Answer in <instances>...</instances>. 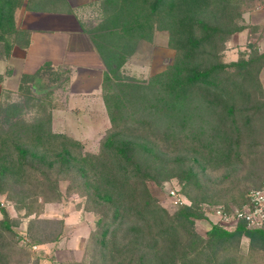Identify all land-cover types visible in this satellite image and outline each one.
Listing matches in <instances>:
<instances>
[{
    "label": "trees",
    "instance_id": "obj_1",
    "mask_svg": "<svg viewBox=\"0 0 264 264\" xmlns=\"http://www.w3.org/2000/svg\"><path fill=\"white\" fill-rule=\"evenodd\" d=\"M24 1L0 0V43H6L7 48L18 38L15 14ZM241 2L105 0V19L89 33L106 67L104 101L111 115L112 130L102 140L97 154L86 155L81 152V143L52 133L43 122L34 126L28 141L20 136L11 141L3 138L0 143V192L11 186L30 189L33 201L32 205L30 201L27 214L40 219L46 204H60L65 197L73 195L85 198L83 210L100 216L98 231L88 238L95 243L90 264H264V230L248 229L245 223H239L233 230L213 224L203 237L194 228L197 220L206 218L203 204H224L228 210L241 207L249 193L260 187L264 173L257 187L248 193L239 192L237 185H229L237 194V199L233 200L237 201L236 205L228 203L232 197L221 201L209 195L198 201L190 196V204L181 206L173 215L157 204L147 188L148 181L160 182L171 177L201 188L197 185L200 174L194 170L159 178L165 175L164 161L168 154L164 140L153 138L151 134L157 129L155 123L163 118L164 110L171 120L174 119L173 123L178 124L165 128L164 124H159L169 131L167 139L170 140L174 134L177 136L176 132H181L178 126L183 122L177 119L185 110V97L192 89L216 92L226 98H236L237 93H247L251 98L256 92L264 95L259 83L264 53H260L259 48L250 46L248 59L244 54L230 64L219 58L224 43L247 28L240 25ZM156 26L170 32V45L177 51L174 64L158 76L159 80L146 87L126 83L120 78L119 70L134 53L138 42L152 38ZM107 84L120 91L112 100L105 95ZM155 85L161 88L157 90ZM130 91L134 92L132 112L127 111L131 115H125L123 111L128 108L126 100ZM112 101L115 102L113 106ZM263 110L264 101L246 107L244 124L251 123L252 113L255 116ZM226 112L229 117L236 114V109L230 106ZM232 122L236 123L237 118L233 117ZM238 125L239 122L235 124L236 139L226 156L228 159L234 156L237 161L243 147L242 129ZM237 177L236 171H230L223 176L222 182L234 183ZM62 182L69 183L65 194L61 191ZM1 212L0 263L15 261L21 252L23 257H29V253L18 246L16 238L19 235L13 229L15 220H11L3 208ZM57 221L59 234L34 244L59 241L65 222ZM244 238L249 240L247 253L241 250ZM152 253L157 256L156 262L150 257ZM35 264H41V258H37Z\"/></svg>",
    "mask_w": 264,
    "mask_h": 264
},
{
    "label": "rangeland",
    "instance_id": "obj_2",
    "mask_svg": "<svg viewBox=\"0 0 264 264\" xmlns=\"http://www.w3.org/2000/svg\"><path fill=\"white\" fill-rule=\"evenodd\" d=\"M103 6H97L90 11V16H88L89 31L97 28L104 21L105 9ZM258 9L264 11V0H242L241 11L243 15L240 25L249 27L250 43L246 46H240L237 41H234V36L237 33L233 34L224 43V47L220 52L221 62L233 63L231 60L239 59L244 54L245 58L248 59V55L252 50L250 46L252 45L260 49L258 42L264 36V25L253 27L246 24L244 19V14L258 11ZM151 36V39H145L137 43L133 50L134 53L127 57L125 65L119 70L120 78L126 83L146 87L149 83L159 80L158 76L165 73L174 64L177 51L170 45V32L156 26ZM3 45L7 50L6 43H3ZM230 70L234 71L231 68ZM262 70L259 75V83L264 90V83L261 79ZM50 79L42 82L41 85L24 83L18 91H0V143L3 138L11 141L17 136L28 141L32 136L34 126L43 122L45 128L52 133L64 135L75 142L81 143L82 154H97L100 151L102 140L112 130L113 126L108 109L107 115L104 112L100 114L97 111L83 113L84 116L80 117L82 120L78 122L72 114L74 111L70 112L68 109L69 101L65 94V82L62 83L59 78L54 81ZM111 88V84H107L105 95L112 100V97L120 91L114 86L113 89ZM155 88L158 90L161 86L155 85ZM130 93L129 99L126 100L128 108L125 111L122 110L125 115H131L127 111L132 112L131 102L134 99L132 98L134 92L130 91ZM150 95L153 94L150 93ZM263 99L264 95L259 92L254 93L252 98L247 93H237L236 98H226L219 96L216 92L192 89L186 94L185 110L180 113L181 116L177 119L179 123L183 122L178 126L181 132H176L177 136L174 134L170 140L167 139L169 131L159 126V124H164L163 127L165 128L167 125L174 124V119L171 120L168 112L164 110L161 113L163 118L155 123L157 129L154 128L151 134L153 138L164 140L166 153L168 154L164 161L165 175H160L159 178L173 176L176 173H181L182 170H194L200 174L197 185L201 188L193 186L189 181L181 183L175 177L160 182L148 181L147 188L157 204L165 208L171 215L180 209L168 194V188L170 187L177 190L187 204H190L192 198L201 201L211 195L221 201H228L232 197V201L228 202L230 205L237 204V201L233 202L237 194L234 187L229 185H237L239 192L244 191L245 193L257 187L264 173V110L256 113L255 116L252 113L251 123L244 124L245 108L254 106L257 102L264 101ZM111 103L113 106L115 102L112 101ZM230 106L235 107L236 114L227 117L226 110ZM124 114L122 115L124 116ZM233 117L237 118L238 126L242 129V156L238 161L234 160V156L229 157V159L226 157L230 145L234 144L237 136V129L235 128L237 122L233 124ZM165 131L166 135L163 136ZM170 132L172 133V131ZM6 144L9 145V143ZM177 158L180 161L176 162L175 159ZM230 171L238 173L235 182H222L223 176L228 172L230 173ZM68 184V182L61 183L60 187L63 194L66 193ZM185 185L187 186L185 188L186 192L183 190ZM30 201L32 205L31 190L26 187L11 186L5 188L3 193L0 192V219L3 218L1 212L3 208L11 220H15L13 229L19 235L16 239L18 240V246L21 248L20 250L24 249L25 252L29 253V257H23L21 252V255L18 254L15 261L0 264H35L36 259L41 258L39 253L42 245L38 246L34 243L47 241L59 234V221L44 219L45 210L40 216L41 219L27 214ZM60 204L65 206L64 211L67 212L75 208L84 209L86 200L73 195L72 197H65ZM87 213L90 214L92 219L91 233H95L98 231L97 221L100 216L93 212ZM215 222L219 223L215 218L209 216L197 220L194 225L195 231L206 237L212 225L216 224ZM225 228L233 230L230 227ZM94 246V239H89L81 258L71 263H92L91 255L95 250ZM241 250L243 253L248 252V239L244 238L242 240ZM150 257L154 262L157 261V256L154 253Z\"/></svg>",
    "mask_w": 264,
    "mask_h": 264
},
{
    "label": "crops",
    "instance_id": "obj_3",
    "mask_svg": "<svg viewBox=\"0 0 264 264\" xmlns=\"http://www.w3.org/2000/svg\"><path fill=\"white\" fill-rule=\"evenodd\" d=\"M104 1L25 0L15 14L18 38L7 50L0 43L4 49H0V91H18L24 83L41 85L47 79L59 78L65 82L68 109L74 111L78 122L86 112L107 115L106 67L88 30L90 11L103 6ZM244 19L253 27L262 26L264 11L248 12ZM234 38L240 46L249 44V27ZM258 46L264 53V36ZM261 79L264 83V69ZM64 209L63 204L46 205L45 218L62 219L65 227L59 241L40 246L41 264H65L79 260L83 254L92 230L90 214L83 209Z\"/></svg>",
    "mask_w": 264,
    "mask_h": 264
},
{
    "label": "built area",
    "instance_id": "obj_4",
    "mask_svg": "<svg viewBox=\"0 0 264 264\" xmlns=\"http://www.w3.org/2000/svg\"><path fill=\"white\" fill-rule=\"evenodd\" d=\"M168 194L176 206L187 204L184 198L173 187ZM247 201L241 207L227 209L222 205L203 204L202 211L206 216L215 218L216 224L234 229L239 223H245L248 229L264 230V177L259 188L252 190Z\"/></svg>",
    "mask_w": 264,
    "mask_h": 264
}]
</instances>
